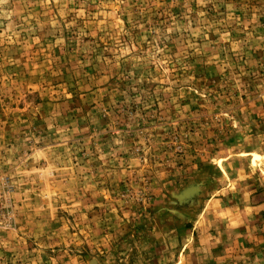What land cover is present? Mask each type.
I'll list each match as a JSON object with an SVG mask.
<instances>
[{
    "label": "rangeland",
    "instance_id": "374dc122",
    "mask_svg": "<svg viewBox=\"0 0 264 264\" xmlns=\"http://www.w3.org/2000/svg\"><path fill=\"white\" fill-rule=\"evenodd\" d=\"M0 264H264V0H0Z\"/></svg>",
    "mask_w": 264,
    "mask_h": 264
}]
</instances>
